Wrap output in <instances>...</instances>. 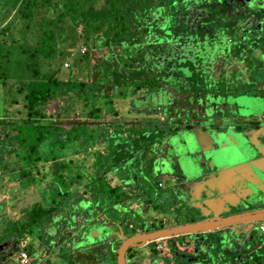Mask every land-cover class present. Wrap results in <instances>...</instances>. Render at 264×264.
I'll list each match as a JSON object with an SVG mask.
<instances>
[{"label": "rangeland", "instance_id": "1", "mask_svg": "<svg viewBox=\"0 0 264 264\" xmlns=\"http://www.w3.org/2000/svg\"><path fill=\"white\" fill-rule=\"evenodd\" d=\"M10 1L12 2V4L14 3L13 2L14 0H10ZM195 1L198 2V0ZM8 2L9 0H0V17L5 16L6 18L5 20L0 19V29L2 27H6L5 24L8 23L9 21H13V26L10 28L12 36L18 40H24L26 37H28L29 30L31 31L33 29L32 24L30 23V21L25 19L23 20L19 17V13L16 10L18 9L20 10L21 4H18L16 9H13V7L11 6L12 4L11 3L8 4ZM200 10H201V6L197 3L195 4L194 9L190 10L189 18H190V22H192L193 24H197L200 21V18L203 15L202 12H200ZM180 17H182V15ZM234 18L237 19L239 22L241 21L240 18L238 17H234ZM234 18L233 21H235ZM88 20H89L88 21L89 26L87 28H93L92 31L93 33H96V35L100 34L98 33L99 30L98 31L95 30L94 27L96 28V25L97 26L100 25L101 20H95V22L90 21V19ZM87 30H86V37L87 35H89V37H87V39H89L87 40V44H84V38H83L81 41H79L76 47L72 48V50L70 51L71 54L67 56L65 61L60 62L62 63L61 65H63L60 70L61 72L63 71L60 74L61 80L63 81L67 80L68 71L73 67L75 68V70L73 71L72 80H74L76 83L81 82L87 84H90L94 75L97 76L95 83L103 84L105 83V81H107L106 75H110L109 72H116L115 70H117L118 74L121 73L123 75L124 74L126 75L129 72L133 71V69H130V71L126 70L125 68L127 67L122 66L121 64V62L123 61L117 63L116 57L110 58L109 56L108 58H106L108 56L107 54L109 53V50H107V48L105 47L106 42L105 45L103 44L104 41L101 42L102 49L100 50L93 49L91 47L92 45L91 41L94 38V34L87 32ZM220 30L223 31V29ZM260 32L263 34V37L256 39V46L258 45V42H260V46L264 45V33L262 31ZM255 35L258 36L259 34L258 35L255 34ZM242 43H245V40H243ZM167 47H170L171 51L176 53L179 52L178 49H180L178 44L175 42L168 44ZM110 51H112L111 52L112 55L119 54L118 47L112 48ZM126 52L129 53L130 51L127 50ZM82 53H87V57L83 58L82 57L83 55H81ZM130 53L131 56H133V52L131 51ZM143 53H145V48L143 50ZM169 56L170 54L167 53L162 57L151 56V59L157 60L154 61L155 63L154 66H155L158 64L157 62L159 60L163 61ZM256 56L260 58V54ZM104 60L106 61L104 62ZM261 60L263 61V63L260 60H258L257 63L259 64V67L262 66L261 68L264 69V56ZM100 63L101 66H94L95 64L100 65ZM112 64L114 66H112ZM54 67L57 68V66L55 65ZM134 67L135 69L141 68V66H134ZM156 67L158 69V66ZM5 68H7L8 70L9 66H5ZM20 68L21 66H16V69H20ZM188 68L189 70H187ZM44 69L48 70L46 67ZM163 69H164L163 71H165L167 69V66H164ZM196 70H197V66H177V67L173 66V69H171L170 72H167V74L164 72L163 74L166 75L168 78L170 76H176L177 72L179 71L182 75L184 76L186 75L187 84L184 81H180L181 78L180 79L178 78L179 79L178 81L174 79L175 77L169 78L167 81L168 85L161 88V90H158V88H153L149 90L147 86L145 87V85L143 87L136 88L135 84H131V83H136V80L129 82L128 79L125 78L124 81H127L126 84L112 89V92L108 94L98 91L96 95L88 93L83 95L82 97H77V94L73 95V92L67 91L66 96L57 98L55 100L56 102H50L47 106V115L53 116L56 114H60L62 116L61 120L57 124L58 128H61V130L52 133L50 138L47 141H45L42 146L38 147V154L36 155V157L40 156V160L39 162L33 164L34 165L33 168L31 167L32 168L31 174L33 178L32 183L31 182L28 183L27 180L20 181L19 176L17 174L15 175L14 170L9 172V169L16 167V165H22L23 167L26 164L25 161L22 160L19 163L14 162L10 165H7L5 172H3V174H0V203L2 202L1 205L5 206V208L3 209V213L8 219H10L11 223H13V220H22L23 218H25L26 212L31 210V207L34 203H40L43 207L46 208H50L54 206H57V208L55 209L51 217H49L50 219L47 218L42 219V221L39 222L38 224L33 225L31 228L25 230L20 234H17L16 236H13L10 243L7 244V247L2 249L3 252L2 250L0 251V257L3 256L0 259V264H8L9 263L8 258L10 256H13L14 261L19 262V258H18L19 251L23 249L22 247H20L21 240L23 241L22 243L23 247L25 246V244L29 242H30L29 244H31V247L39 248V246H36L38 244H40L42 247L45 246L51 247L52 249L49 248V250L54 252V255L50 256L51 260H48L49 262L48 264H61L62 263V262L60 263L61 251L59 249L65 250L64 247L67 243H71L74 240H78L80 238L81 232L74 231V229H71L73 227L72 225L74 224V220L76 223L75 225L81 227L84 221H86V219L88 218L92 219L89 214L96 217L98 221H96L95 224H93L92 221L90 223L91 225L90 224L86 225L88 229L86 228L87 231L85 234H83L84 237L96 236L94 232L100 230L98 234V239H99L101 235H104L105 231L107 232L110 230L111 228L110 222H104L102 220L103 218L102 215L112 220L117 219L121 221L120 224H115L111 222L112 225L120 229V231L116 233L114 232L112 233L116 235H112L110 233L111 235L110 234L106 235L101 242L99 240L95 241L97 238H93L95 239L94 242L89 245L90 248L93 249L87 252L89 253V255L93 254L94 257V259L92 258L87 259L88 264H112V260H109L106 257L109 254L108 246L110 244H105V243L108 240L111 241L114 240L111 247L114 249L115 253L113 252L111 253V255L116 256V251L121 242L118 240L119 239L122 240L124 237L126 238V235H124L121 231H123V229H126V225L128 223L131 222L135 224V221L131 220L132 215L128 213L126 209H123L124 210L123 212L119 209L118 211L119 213H115L113 210L102 207V205H100L102 204L101 201L102 195L100 193V195L99 196L97 195V197L95 198L96 205H94L93 207V204H91L92 210L88 211L89 214H85L84 213L85 207L80 205L82 211L80 215L75 216L71 220L68 217L69 221L66 219L63 220L62 216H72V214L78 213V210L80 208L79 209L78 207L75 208L72 204L73 202H77L80 199L89 198L88 194H91V191L87 190L86 195L82 194L84 193L83 190H86L87 185H89L88 187H90V189L92 190V194H94L93 192H98L97 188L100 185L104 173H106L107 179H111L113 178V176L116 175L118 171L115 169L121 168L120 165L116 166V163L121 160L115 157L112 158V154L113 153L115 154L116 151H119V149L122 148L123 145H125V149H128L129 152L135 149L134 148L135 146L140 145L134 143L133 146L132 142L134 138L130 137V135L133 134L132 129H134V132L136 134L138 133L139 135L138 140H143V136H144L143 132L145 131L143 127L145 129L150 128L146 124L147 118L149 120H153L154 118L156 119L155 123L161 124L159 121L160 120L159 115L155 114V111H157L159 106H162V112L164 113L163 117H167L171 115L170 114L171 112L168 111V109L171 108L170 106H174L177 104V102L179 103L181 101L178 93L177 94L176 92L174 93L175 89H173V87L175 88L178 87V91L179 90L187 91L188 86L193 85L194 91L197 90V93H199L198 98L202 95V93L205 94L204 90L207 89L209 93H215L220 88L226 90L227 94H228L227 91L231 92V90H228L229 89L228 86L226 87L224 85L215 86L217 85V82L213 83L212 77H209V74L207 75L205 71L196 72ZM12 71L13 70L9 72ZM11 76H13V74H11L10 77ZM235 77L238 79L239 75L236 74ZM10 79L11 78H9V80ZM161 79L165 80L164 77H162ZM9 83L12 84L14 83V81L10 80ZM247 87L251 88L248 84ZM143 91L144 93L141 95ZM4 95H8L7 90H4ZM140 95L141 97L139 100L142 101L144 99H147L149 102L153 101V103H145V101L143 102L137 101L133 105L132 101L135 99V97H139ZM209 97L210 96H208L207 99ZM4 98L6 99L5 107L7 108L6 117L8 118V120L17 121L24 118L23 103L21 102L14 104L10 101L9 97H4ZM212 100L213 97L211 98V101ZM202 101L203 98H201V102ZM201 102H199L200 105H202ZM245 102L249 106H251L248 100H245ZM179 105L180 104H177L176 106L178 107ZM141 106H143V109H146L148 111L144 113L141 112L142 111L140 109ZM177 111L179 110L177 109ZM116 117L117 120L115 119ZM4 118H5V114L0 113V120H3ZM118 120H120V122L123 123L128 122L129 126L128 125L124 126ZM171 121H174V119H172ZM76 122L88 123L89 126L81 127V128L76 127L74 125L71 126ZM171 125H172L171 123L167 124V126H171ZM70 131L72 132L71 135L73 136L67 138V134H69ZM121 131L123 134H126V136L120 134ZM139 131H141V133ZM147 132L152 133L148 135L150 139V143H155L157 139H161L164 136L162 133L160 134V132L159 134L158 133L154 134L153 130H149ZM0 137H1V133H0ZM59 141L63 143H59ZM1 147L6 149L4 150L3 153H1L0 150L1 153L0 162H5L6 160V163H9L10 158L8 157V153L9 150H12V146H10L7 142L1 144ZM104 152L107 155L102 156L101 153L103 154ZM133 154H135V156ZM128 156L129 157L124 162L128 160L132 165V169H134V171L130 170L129 172L130 177L133 176L135 173H137L138 179L136 183L142 187L143 183H145L143 181L145 175L142 173L139 175L138 172L140 171V168L143 165L139 166L140 162L134 161V158L136 157V152H132V155H128ZM3 157L5 158V160ZM153 159L154 158H150L147 159L146 161L149 164L148 165L149 173H147L149 174V176H152L154 172L155 173L157 172L158 166L163 165V163L157 164L154 169V172L152 173L150 169L152 168ZM127 168L128 166L123 167L124 170H126ZM166 168H169L168 164L166 165ZM166 171H170V169L168 170L166 169ZM174 171L175 170L172 169V175H173L172 178L175 180L176 183H179L180 176L178 172L175 176ZM9 173L11 174L9 175ZM76 176H78L80 180H78ZM119 176L121 177V175ZM155 179L153 180V183L155 182L157 183L158 179L156 180ZM160 180L163 181V179ZM113 181L115 182L117 180H113ZM134 186L136 188V184L132 185V187ZM80 188H82L83 192L80 190ZM121 189H123V187ZM159 191L160 192L157 193L158 200H160V198L162 197L168 198V196H165L166 192H163L162 189H159ZM126 193L129 194V192ZM154 199H155L154 195L149 196L150 201L153 202ZM10 202H13L14 208L10 207ZM258 206L260 205H252L253 208H256ZM262 207H264V205H262ZM146 210H147V206H144V211ZM180 210H181L180 208L176 209L175 210L176 214L170 213L171 216L172 214L174 216H177L173 220V222H176L179 218L178 216L181 215L178 214ZM148 214L149 213L145 215ZM0 216H2V214ZM152 216L153 215L147 216V218H150ZM162 216L165 218L166 221V224L162 226L167 227L170 224L169 220L172 218L169 216V214H165V213H162ZM188 217H190V215H188ZM140 220L141 219H138V221ZM152 220H154L155 223L158 224L159 222H161L159 217L153 218ZM98 223L100 224L98 225ZM150 223L151 222H149L148 224ZM62 227H70V228L61 229ZM149 227L152 228L154 226L150 225L148 226V228ZM155 227L157 229L160 228L158 226ZM49 228H53L55 232L53 231L52 233H50V235H48V238L46 239L45 236H47V231L49 230ZM59 230L61 231L59 232ZM92 233H94V235ZM127 233L131 234L133 233V231L132 230L127 231ZM3 236L4 234H1L0 238ZM160 244H162V242ZM248 244L252 246L251 245L252 242H248ZM219 247H220L219 243H216V247H213L212 250H213V254L221 257L220 263L243 264L244 260L238 262L237 260H234L233 256L231 258H229V256H220L221 254L222 255L224 254L218 253ZM182 248L184 247L182 246ZM142 249H133L132 251L133 256L131 259H126L127 260L126 264H132V263L159 264L158 262L160 261L166 262L167 259L166 258L167 254L165 252L167 250L166 245L161 247V245H159V242L157 244L152 242V243H148V245ZM147 252H151L152 255L151 261L149 259H147L149 261L147 260L144 261L145 254H147ZM80 254H84V253H80ZM256 255H258V253H256ZM77 256H78L77 254L75 256L71 255L70 257L71 263L87 264V263H82L83 260L81 258L76 259ZM159 258L161 259L160 261ZM216 259H218V257ZM153 260H156V262L153 263L154 262ZM254 261L259 262V260L257 259L253 260V262ZM25 264H30V258L27 260V263ZM209 264H212V261Z\"/></svg>", "mask_w": 264, "mask_h": 264}, {"label": "trees", "instance_id": "2", "mask_svg": "<svg viewBox=\"0 0 264 264\" xmlns=\"http://www.w3.org/2000/svg\"><path fill=\"white\" fill-rule=\"evenodd\" d=\"M165 1L14 0L12 4L9 0L8 4L11 3L13 9H16L18 4H21L20 10L16 11H18L21 19L30 21L33 29L29 30V35L24 40H18L12 36L10 28L13 26V21H9L5 24L6 27L0 29V113L5 114V118L0 120V148H2L1 144L7 142L12 146V150H9L8 153V157L10 158L9 163H6L4 157L5 162H0V174L5 172L7 165L14 162L19 163L23 160L26 162L23 167L22 165H16V167L9 169V172L14 170L15 175L19 176L20 181L27 180L28 183H32L31 170L34 166L33 164L40 160V156L36 157L38 147L42 146L52 133L61 130L57 124L62 116L60 114L47 115V106L50 102H56L57 98L66 96L67 91L73 92V95L77 94V97H82L88 93L96 95L98 91L108 94L112 89L126 84L125 78L129 82L136 80V83H131L135 84L136 88L145 85L148 89H152L155 84L159 83L153 75H146L148 73L144 70L148 66L150 68L154 66V61L157 60H151L148 58L147 52L143 53L145 39L143 40L142 38L147 33V27L145 28L147 26L146 19L149 18L148 15L150 13L153 12L158 15H160V12H164V15L174 14L173 7H169L170 10H167L168 4ZM185 1L183 0L182 3H185ZM0 19L5 20L6 18L2 16ZM88 19L93 22L101 20V24L96 25V28L94 27L95 30H99L98 33L100 34L96 35L92 31L93 28H87L89 26ZM183 19H174L176 30L190 31L191 26L178 28ZM86 30L94 34V38L91 41L93 49H102L101 42L104 41V45L106 42L105 47L109 50L106 58L109 56L110 58L116 57L117 63L123 61L121 62L122 66H126L127 68L125 69L128 71L130 69H133V71L126 75L118 74L117 70H115L116 72H109L110 75H106L107 81L103 84H96L95 80L97 76L94 75L90 84H87L76 83L72 80L73 71L75 70L73 67L68 71L67 80H61L60 74L63 71L61 72L60 70L63 65L60 62L65 61L67 56L71 54L72 48L76 47L83 38L84 44H87V40H89L87 37L89 35L86 37ZM166 41H171V39L168 38ZM115 47L119 48L118 55L111 54L112 51L110 50ZM125 50L132 51L133 56ZM81 55H83V58L87 57V53H82ZM154 56L159 57L156 54ZM167 61H170L173 66L177 67L183 60L178 58L172 60V57H169ZM101 63L94 66H101ZM157 63L155 66H159V61ZM5 66H9V69L7 70ZM16 66H21V68L16 69ZM112 66L114 65L112 64ZM134 66L142 67L135 69ZM143 66L145 67L143 68ZM45 67L48 70H45ZM11 70L13 71L9 72ZM11 74L13 76L10 77ZM9 78L14 83L10 84ZM170 78L174 77L171 76ZM4 90H7L8 95H4ZM4 97H9L10 101L14 104L23 103L24 118L17 121L8 120L6 117L7 108L5 107L6 99ZM73 125L80 128L89 126L88 123L84 122H76L71 126ZM71 133L70 131L67 134V138L73 136ZM59 143L63 142L59 141ZM5 149H0L1 153ZM88 186L86 190H83L84 193L82 194L86 195L87 190L91 191V194L88 195L92 198V202L86 208V211H91V204L96 205L95 198L97 195L99 196L100 193H107L112 190L108 188L104 176L97 188L98 192H93L94 194H92V190ZM80 190L82 191V188ZM1 203L0 235L4 234V236L0 238V250L4 247L5 243L11 241L13 236L38 224L42 219H50L49 217H51L57 208V206L46 208L40 203H34L31 210L26 212L25 218L13 220V223H11L10 219L4 215L3 209L5 206L1 205ZM82 203L83 201L76 202L73 206L79 209ZM10 207L14 208L13 202H10ZM81 212L80 208L78 213ZM73 215L75 216V214ZM73 215L70 217V220L73 218ZM132 251L133 249L128 250V259H131L133 256ZM112 261H115L114 264H116V257ZM60 263L66 264L65 258L60 259Z\"/></svg>", "mask_w": 264, "mask_h": 264}, {"label": "crops", "instance_id": "3", "mask_svg": "<svg viewBox=\"0 0 264 264\" xmlns=\"http://www.w3.org/2000/svg\"><path fill=\"white\" fill-rule=\"evenodd\" d=\"M144 67L145 66H143V68ZM257 67L259 69L255 67L256 72L254 73V76H255L254 79L256 80L257 78H259L257 80L263 81L264 80V71L262 70V68H260L262 66H260V67L257 66ZM235 68H236V66H220L218 68L219 72H220L219 75L223 74V76L221 77V79L219 78L220 80L217 82V85H215V86L224 85L225 87L228 86V88H229L228 90H231V92L227 91L228 92V94H227L226 90H224L223 88L222 89L220 88L218 90V94L220 91L221 94H223L222 96L230 97L231 95H233V97L235 96L237 98V97L249 95L248 97H252L250 99V105L252 107L251 106H245V105H243L237 101L234 102L237 104V108H239V107L245 108V109L250 108L253 110L252 112L248 111L247 112L248 115H246V113H245L243 119H242V117H239L238 119H236V122H238V124L241 125L242 124L241 122H243L245 120V123H243L244 125L240 129V131L247 132V136L255 143V145H258L260 142V139L264 135V126L260 125L258 123L261 119V114L264 112V107L260 108V106H262V103L264 100V94L260 95V94H255V93H248L247 95H243L240 92V90L237 88L240 86L231 84L228 81L230 70H235ZM237 69L240 70V67H237ZM144 70L148 73L146 75H148V76L153 75L159 81L158 84H155L153 86L154 88H158V90H161V88L168 85L167 81H168L169 77L167 78V76L163 74L164 72L166 73V71H162V68L160 66H158V69L156 66H155V68H154V66H151V68L149 66V67L145 68ZM199 70H200L199 67H197L196 72H199ZM239 70L236 73L234 72L235 75L236 74L239 75L238 79H240L242 77V74ZM162 77H164L165 80L161 79ZM181 79H183V81L187 84L186 75L185 76L182 75ZM215 80H216V77L213 76L212 77L213 83H216ZM255 80H254L255 83L253 84V87H257V86H260L263 84V83L257 84V80L256 81ZM227 83H229V84H227ZM103 86H105V85H103ZM192 88H193V85H189L186 92L193 93L192 97L195 101V100H197L195 98V96H197V98H198L199 93H197V90L194 91V88L193 89ZM173 89H175L174 93L176 92V94H177L179 92L178 87L177 88L173 87ZM204 92H205V94L202 93V95L198 98L199 102H201V98L204 99L205 97H208L209 95L210 96L214 95L213 93H209L208 89L204 90ZM258 92H261V91H258ZM143 93H144V91L141 93V95ZM141 95L139 97H137V99H140ZM178 95H180V93H178ZM209 98L211 99V97H209ZM143 101H145V103H153V101L149 102L147 99L142 100V102ZM227 101L232 102V101H230V99H228ZM220 102H225V99L222 100L221 97L218 98L216 103H220ZM204 103H205V101H204ZM212 103H213V100L207 105L214 108V104H212ZM257 103H259V104H257ZM198 105H200V104L198 103ZM206 106L204 107V109L206 108ZM199 108L203 109L201 107V105ZM140 109L142 110L141 112H143V113L148 111L146 109H143V106H141ZM171 110H172V107H171ZM155 114L159 115V119H160L159 121L161 124L155 123L156 119H154V118H153V120H149L147 118L146 124L150 128L145 129L143 127V129L145 130L143 132L144 133L143 140H138L139 135H138V133L136 134L134 132V129H132L133 134L130 135L131 138H134V140L132 142L133 146H134V143L140 144V145H137L134 147L135 148V149H133L134 151L132 150L130 152H131V155H132V152H136V157L134 158V161H138V162L140 161V156L143 155V162H141L139 165V166H142V165L143 166L140 168V171L138 173H139V175L141 173L144 174L145 175L144 180H146V181H147V178H151V176L148 177L149 174H147V173H149V170H148L149 164H148V162H146L147 159L154 158L153 163H152V168L150 169L153 173L156 165L163 163L162 159L165 158V155L168 152L169 153L167 155H169V157H170V153H172L173 149H175V148H177L176 153L179 156V159H181V157L183 158L182 162L189 161L191 163H196L198 161L197 159L190 160L188 155H189V151L191 152L192 148L188 147V150H187L185 148V146L180 143L181 142V138H180L181 136L179 137L178 133H176V135L173 134L174 136L173 135L171 136L170 135L171 133H169V131H170L169 129L173 126H177L180 129V125L178 123H176V120L171 121L172 119H177V118H175L176 117L175 114L170 113L171 115H169L167 117H163L164 113L162 112V106L158 107L157 111H155ZM194 114H195L194 112L188 113V115H185L182 119H184V123L186 124V128L188 127V129H191V130L195 129V133L198 137V142L200 143L201 148L207 149V150L213 148L214 144H215L213 140L215 139V137H218L219 139L221 138L225 141L226 138L223 135V132L226 131V132H224V134H226L227 139L228 138L231 140L233 139L235 142L234 141H233L234 143L230 142L229 147H226L224 145V142H223L222 146L225 147L226 149L228 148L226 154H229L228 157L232 158L229 160L230 161L229 164H236L237 163V157L234 155H239V153L236 150L237 147L235 146L237 144V141L234 139L235 135L233 134L232 129H228V126L230 125L228 122V116L224 113H216L215 111H211L209 113V115H207L204 111L200 112V114H197V115H194ZM252 114L259 115V116H258V118L254 119V118H251V116H253ZM115 119L117 120V117ZM118 121L120 122V120H118ZM120 123L123 124L124 126L128 125V122H124V123L120 122ZM169 123H171L172 125L167 126V124H169ZM180 123H182V122H180ZM227 124H229V125L227 126ZM218 127H220L219 130H218ZM137 128H140V127H137ZM216 128H217V130H215ZM149 130H153L154 134H156V133L159 134V132H160V134L162 133L164 136L161 139H157L155 143H150V139H149L148 135H150L152 133L147 132ZM139 132L141 133V131H139ZM120 134H122V131L120 132ZM123 135L126 136V134H123ZM127 136H128V134H127ZM172 137H176V138H172ZM170 139H174V140L171 141ZM243 141L244 140H242V142ZM226 142L228 143L227 140H226ZM238 142H239V140H238ZM126 150L128 151V149H126ZM194 151H197V147ZM263 152H264V150H263ZM101 155L105 156L107 154L104 152L103 154L101 153ZM133 155L135 156V154H133ZM209 155L213 156L212 160H214L216 163H218V162L222 163L221 157H219L217 155V153L214 152V153L209 154ZM201 159H199V160H201ZM105 162H106V160H105ZM135 163H137V162H135ZM202 165H203L202 169H204V164H202ZM259 165H260V168L262 170H264V158H262V160H260ZM228 166H230V165H228ZM165 168H166L165 165L164 166L163 165L158 166V170L154 176V178L158 179L157 183L156 182L155 183L150 182L151 184H149L147 186L145 185V183H143L142 187L136 183V181L138 179L137 173H135L133 176H131L130 177L131 179L125 180V177H124L125 173H129L130 170L134 171V169H132V165H128V168L126 170H124L122 168H120V169L116 168L115 169L118 172L116 173L115 176H113V179H115L117 181H124L126 183V185L121 190V193L119 195L121 197L117 196L118 198L117 197L115 198L116 202L112 203L113 208H111V210H113V211L115 210L114 211L115 213H119L118 211L120 209L123 212L124 211L123 209H126V206L130 204V201L134 197H138L139 199L143 200L142 201V202H144L143 206H147V210L145 211L146 214L149 213L150 216L153 215L152 217H150V220L148 221V223L151 222L148 226H150V225L154 226L152 228L151 227L148 228V227H145L143 225L145 223V221H144L145 217L141 218L140 221H138V220L135 221V224H133L131 222L128 223L126 225V229H123V231H121L124 235H126V238L131 237L135 234H139V233H146V232H152V231L160 230V229L172 228V227L181 226V225L189 224L192 222H198V221H200V222L209 221V223L211 225H213L212 222H214L215 220L219 221V219L225 218L226 216L230 215V214H223L224 213L223 211L230 209L233 205L237 204V202H238L237 193L229 191L228 189H226L222 185V183H225L227 186L230 187V189H234V187H237L238 184L241 185L240 183L243 181V178L239 174H234V173L225 172V171H223L220 174L221 179H219V180H221V181H218L217 179L213 178L212 176H207L205 179L204 174H203V175L197 176L195 179L189 181V183L181 185V186L185 187V190L189 191V194H191V197H189V198L187 197L184 200H181V201L178 200V202H176L175 201L176 197L174 195L175 190H173L174 188L172 185V184H174L175 180L172 178V176L171 177L169 176V174H168L169 172L166 171ZM156 174H158V175H156ZM208 174H210V172H208ZM119 175H121V177ZM156 176H158V177H156ZM179 176H180V174H179ZM104 177L106 178V182L108 184L109 180L106 177V173H104ZM218 178H219V175H218ZM77 179L80 180L79 177H77ZM160 179H163V181ZM132 181H135L136 189L131 188V186H132L131 182ZM144 186H146V187L144 188ZM159 189H162L163 192H166L165 196H168V198L162 197L157 202V200H158L157 199L158 198L157 193L160 192ZM126 192H129V194H127ZM116 194L117 193H115L114 195H116ZM150 195H154L155 199H157V200L153 201V202L150 201L149 200ZM190 198H192V199H190ZM190 200H191V202H189ZM81 201H83L82 205L86 208L89 206V203L92 202V198H90V195H89V198L80 199L78 202H81ZM151 206H152V208H151ZM178 208L181 209L178 213L181 215L178 216L179 218L176 222H173V220L177 217V216H174L173 214H176L175 210ZM260 208H264V207H256V208L249 207L248 209L245 208L244 210H241V211H236V212L233 211L234 213L233 212L232 213H233V215L234 214L243 215L245 213L252 212L253 210H259ZM100 213H103V212H100ZM162 213L169 214V216L172 218L169 220L170 224L167 227L162 226V225L166 224L165 218L162 216ZM170 213H173L172 216L170 215ZM188 215H190V217H188ZM201 215L206 216V219L201 221L202 220L200 218ZM102 217H103L102 220L104 222L110 221V226L112 229L110 228V230H109L110 232L105 231L104 235H101V236H106L110 233L112 234L113 232L116 233V232L120 231V229L116 228L114 225H112L111 222L115 223V224H120L121 221H119L117 219L116 220L109 219L104 215H102ZM157 217H159L161 220V222H159V224L155 223V221H154L155 219L152 220L153 218H157ZM189 218H191L192 220H189ZM179 220H180V222H179ZM99 224L100 223H98V225ZM139 224H140V226H139ZM260 224L264 225V223H262V222L259 223L258 225H260ZM155 226H158L160 228L157 229ZM107 230H108V228H107ZM131 230L133 231V233L128 234L127 231H131ZM99 232H100V230H97L96 232H94L96 234V236H94V237H98ZM94 233H92V234L94 235ZM211 233H209V234H211ZM112 235H116V234H112ZM205 235H207V234H205ZM180 238L181 237H175V238H170V239L158 241L159 244L162 242V244L164 246L166 245V249H167V250L165 249L166 250L165 252L167 254L166 262L162 261L159 264H174V262L182 260L186 257V251L184 248H182V243L184 242V240L178 241ZM112 241H114V240H112ZM20 242H21L20 247H22L23 249H21L19 251V255L22 252L27 253L28 259L30 258V264H48L49 263L48 260H51L50 256L54 255V252L50 251L49 247L45 246L46 249H43V247L40 244L36 245V246H39V248L38 247L37 248L31 247V244H29L30 242L25 244V246L23 247V244H22L23 241L21 240ZM158 242L156 241L153 243L157 244ZM111 245L112 244H110L108 246V253L110 254V256H109V254L107 256L105 255L109 260H113V258L116 257V256L111 255V253L114 252V249L111 247ZM147 245H145L144 247H146ZM246 245H248V243H245V246ZM260 246L263 249L261 251V253H263L264 252V242L260 243ZM6 247L7 246L5 245L2 249L6 248ZM91 249H93V248H91ZM41 250H43V251H41ZM2 252H3V250H2ZM19 255H18V258H19ZM60 255H61L60 259L65 258L66 264H73L70 261L71 255L66 250H62ZM2 257L3 256H1L0 259ZM38 257H41V259ZM151 258H152L151 252H147V254H145L144 261L147 259H151ZM184 260H186V258ZM8 261H9L8 264H20L19 262H16L13 260V256H10L8 258ZM147 261H149V260H147ZM114 262L115 261H112L113 264H114ZM85 263H87V261H85ZM181 263H183V262H181ZM238 264H240V263H238ZM248 264H264V256H261V259H259V262H255V261L253 262V260H252L251 262H248Z\"/></svg>", "mask_w": 264, "mask_h": 264}, {"label": "water", "instance_id": "4", "mask_svg": "<svg viewBox=\"0 0 264 264\" xmlns=\"http://www.w3.org/2000/svg\"><path fill=\"white\" fill-rule=\"evenodd\" d=\"M180 8L181 6H178V5L174 6L173 7L174 14L164 15V12H160V18L158 20L160 24L162 23L160 27L164 26V27H161L160 29L164 30L167 34L171 35L173 41H176L178 36L182 32L190 33V31H186V30L185 31L176 30V27L174 25L175 18H178L181 20L182 18H184L183 21L180 22L181 25L178 28H182L184 26L189 27L191 24L189 13H183ZM181 15L182 17H180ZM154 32L156 33L155 35H158L159 33L157 29H155ZM145 36L144 38H142L143 40L145 39ZM251 98L252 97L241 96V97L235 98L233 101L234 102L237 101L245 106H249L245 102V100H248L250 102ZM135 99H134L135 101L134 100L132 101L133 105L137 101L142 102L141 100L137 99V97H135ZM213 104L215 108L216 105H221L222 103L215 102ZM236 107H237V104L235 103L234 108ZM263 107H264V100H263L261 108ZM211 111H213V108L209 105L204 109V112L207 115H209ZM224 113L228 116V121L232 127L228 129H232V132L235 135L234 139L237 141V144L235 146L237 147L236 150L238 151L239 155H234L237 157V163L229 164L230 162L229 160L232 158L228 157L229 154H226L228 148L226 149L225 147L222 146V143L224 142V145L226 147H229V143L234 141L233 139L232 140L229 138L227 139L226 134H224V132L226 131L223 132V135L225 136L228 143L226 142V140L224 141L221 138L219 139L218 137H215V139L213 140L215 143L213 148L209 150L202 149L200 146V143L198 142V137L195 133V129L191 130V129H188V127L186 128L184 119L177 118V120H180L182 122V125H180V129L178 131L170 135L172 136L173 134L176 135V133H178L179 134L178 136L179 137L181 136L180 143H182V145H184L187 150H188V147L192 148L191 149L192 153L189 151V155H188L190 160L197 159L198 161L196 163H191L189 161L182 162L183 160H181L180 177H179L180 184L174 182V184L172 185L174 188L173 190H175L174 191V195L176 197L175 201L178 202V200L181 201V200L186 199L187 197L188 198L191 197V194H189V191L185 190V187L181 185L189 183V181L195 179L197 176L204 174L205 179L207 176H212L218 181H221L219 179H221L220 174L223 171L231 172L234 174H239L243 178V181L240 183L241 185L238 184L237 187H234V189H230L229 186H227L225 183H222V185L226 189L234 193H237L238 195L237 204L233 205L230 209L223 211L224 212L223 214H230V215L226 216L225 218L219 219V221L215 220L214 222H212L213 225H211L209 221H203L206 219V216L201 215L200 218H202L201 221L203 222H200V221L192 222L189 224L176 226L172 228H166V229L155 230L152 232L135 234L131 237H127V238L124 237L122 240L119 239V241L121 242L116 251V264H126L127 263L126 254L129 249H142L148 243L156 242L159 240H166V239L175 238V237L184 238L183 240L185 243H183L182 246L184 247L186 251V257H185L186 260H184L185 259L184 258L182 260L174 262V264H209L211 263V261H212V264L213 263L222 264L220 263L221 257L213 254L212 248L216 247V243H219V246H220L218 249L219 250L218 253L224 254V255L221 254L220 256H229V258L233 256L234 260H237V261L244 260L243 264H248V262L252 261L254 255L251 253L249 254V250L253 249L252 247L254 246L255 243L264 242V237H263L264 233H262L258 228L259 223L261 222L264 223V208H260L259 210H253L252 212L245 213L243 215H236V214L233 215L234 213L233 211L235 212L241 211V210H244L245 208L252 207V205H260L258 207H262V205H264V170H262L259 165L260 160L264 158V152H263L264 135L260 139L259 144L255 145V143L247 136V132L240 131L243 125H240L238 124V122H236V119L240 117V114L235 113L233 108H231L230 110H226ZM185 115L187 114L181 115V117H184ZM252 115L253 116H251V118H254V119L258 118L257 115L255 114H252ZM258 123L264 126V112L261 114V119ZM215 130H217V128ZM172 138H176V137H172ZM170 140L172 141L174 139H170ZM242 140L244 141L242 142ZM196 147H197V151H194ZM214 152L217 153L219 157H221L222 163H219V162L216 163L214 160H212L213 156L209 154H212ZM128 155H131V153H129L125 149V145H123L122 148L119 149V151H116L115 154L114 153L112 154V158L117 157L119 160H121L116 163V166L120 165L121 168L123 169L124 166L131 165L128 160L124 162L129 157ZM166 157H169V155H166ZM139 162L140 163L143 162V155L140 156ZM172 164H174V161L172 162ZM202 164H204V169H202V166H203ZM207 171L210 172V174H208ZM217 174L219 175V178ZM153 175H155V172L154 174H152L151 178L147 179V181L143 180L146 186L153 183V180L155 179ZM124 177H125V180L131 179L129 173H125ZM108 180H109V183L107 184V186L112 191L107 192V193H101L102 204L100 205H102V207L106 209L111 210V208H113L112 203L116 202L115 198L120 195L121 190H122L121 188L124 187L126 183L124 181L114 182L113 180L115 179L113 178L108 179ZM131 184L132 185L135 184V181H132ZM146 186H144V188ZM131 188L136 189L135 186L134 187L131 186ZM115 193H117L118 195L117 194L114 195ZM142 201L143 200L139 199L138 197H134L130 201V204L126 206V210L128 211V213L132 215L131 220L133 221H137L138 219L145 217V220H144L145 223L143 225L145 227H148L149 225L148 221L150 220V218H147V216H150V215L149 214L145 215L146 213L144 211V206H143L144 202ZM154 201H156V199ZM189 202H191V200ZM74 203L76 202H73V204ZM84 213L89 214L88 211H86V208H85ZM77 215H80V213L75 214V216ZM89 215L92 219H89V218L86 219V221H84L81 227H78V225H75L76 223L74 220V224L72 225L73 227L71 229H74V231H80L81 232L80 238L78 240H74L71 243H67L65 247L63 246L64 249L70 255L75 256L77 254L78 256L76 259L81 258L83 260L82 263H85V261H87L88 258L93 259V254L89 255V253H87L88 251L91 250L89 245L94 242L95 239L93 238H97L95 241L99 240L101 242L103 238L105 237V236H100L99 239L98 237H94V236L84 237L83 234H85L87 231L86 225L90 224L92 221H93V224H95L97 221L96 217L92 216L91 214ZM75 216L73 215V218ZM62 217H63V220L65 219L68 220V217L70 218L72 216H62ZM65 228H70V227H62L61 229H65ZM53 231H54L53 228H49V230L47 231V236H45V238L47 239L48 235H50V233H52ZM60 231L61 230H59V232ZM248 242H252L251 244L252 246H250V244L245 246V243H248ZM9 243L10 242H7L5 243V245L7 246V244ZM105 244H113V241L108 240ZM83 246L86 248H84ZM43 249H46V248L43 247ZM59 250L61 251L63 249H59ZM258 252L260 253L261 251L258 250ZM80 253H84V254H80ZM217 257L218 259H216ZM38 258L41 259V257H38ZM151 259L149 260L151 261ZM160 260L161 259L159 258V261ZM153 261H154L153 263L156 262V260H153Z\"/></svg>", "mask_w": 264, "mask_h": 264}, {"label": "flooded vegetation", "instance_id": "5", "mask_svg": "<svg viewBox=\"0 0 264 264\" xmlns=\"http://www.w3.org/2000/svg\"><path fill=\"white\" fill-rule=\"evenodd\" d=\"M182 1L183 0H166L165 2L168 4L167 10H170L169 7L178 5L181 6L180 9L183 13H190V10L194 9L195 4L197 3L201 6L200 12L203 14L200 21L197 24L191 22L190 33L182 32L177 40L173 41L171 35L160 29V25L162 24L158 21L160 15L154 14L153 12L150 13L148 15L149 18L146 19L147 26H145V28L147 27L145 52L148 53V58L151 59V56H154L155 54L162 57L169 53V57H172V60H174V58L183 60L179 66H197L200 69L199 71H205L207 74H210L209 77H216V82H218L223 76V74L219 75V66H236L235 70H230L228 81L231 84L240 86L237 88L243 95H247L248 93L263 95L264 80H257L259 78L256 77L257 84H263L257 87H253V84L255 83L254 73L256 72V68H258L256 66H259L257 61L260 60L263 63L261 59L264 56V45L260 46V42H258V45L256 46V39L263 37V34L260 31L264 33V0H198V2L195 0H186L185 3H182ZM234 17L240 18L241 21L239 22ZM233 18L235 21H233ZM155 29L158 30V35H155ZM220 29H223V31ZM255 34L259 35L256 36ZM168 38L171 39V41H166ZM243 40H245V43H242ZM172 42L178 44L180 48L178 49L179 52H173L170 47H167V45ZM258 54H260V58L256 56ZM168 58L163 61L159 60V66H161L162 71L164 70V66H167V69L165 70L166 73L171 71L170 68L173 69V64L170 63V61H167ZM237 67H240V70L237 69ZM187 70H189V68ZM238 70L242 74L240 79H237L234 74V72L236 73ZM262 70L264 71V69ZM173 77L178 81L182 77V74L178 71L177 75ZM180 81H183V79ZM247 84L251 88L247 87ZM218 90L216 93H213L215 96L209 95L211 98L213 97V103H215L220 97L222 100L225 99V102H221V105H216L215 108L212 107L213 111L216 113H224L226 110L233 108L234 112L240 114V117L243 119L245 113L248 115V111H253L250 108H234L235 103L233 100L236 97L222 96L223 94H221L220 91L218 94ZM178 93H180L179 97L181 101L179 103L177 102V104L180 105L177 107L176 104L170 106L172 107V110L171 108L168 109L172 114L178 112L175 118L182 119L183 117H181V115H188V113L191 112H194V115L200 114V112L204 111V107L211 101L210 98L207 100V97H205L201 103L203 109H200V105H198L199 99L195 96L197 100L194 101L192 97L193 93L181 90H179ZM228 99L232 102H228ZM261 107L262 106H260V108ZM177 109L179 111H177ZM175 120L176 123L182 125L180 120L174 119V121ZM241 123V125H244L243 123H245V120ZM229 124H227V126ZM228 128H232L231 124ZM178 129L177 126H173L169 129V133H175ZM218 129H220V127H218ZM176 151L177 148L173 149L172 153H170V157H166L169 153L168 152L164 159L161 158L164 163L163 166L165 164L169 165V168L166 169H170V171H168L170 177L173 176L172 169L175 170V176L177 172L180 174V162L183 158L181 157V159H179ZM173 161L174 164H172ZM158 201L159 200H157V202ZM189 220L192 219L189 218ZM183 239L180 238L178 241H182ZM254 246L252 247L253 249L249 250V254L251 253L254 255L252 260H259L261 259V256H264V252L259 253L258 250L262 251L263 249L258 242L255 243ZM256 253H258V255H256ZM126 259H128L127 254Z\"/></svg>", "mask_w": 264, "mask_h": 264}, {"label": "built area", "instance_id": "6", "mask_svg": "<svg viewBox=\"0 0 264 264\" xmlns=\"http://www.w3.org/2000/svg\"><path fill=\"white\" fill-rule=\"evenodd\" d=\"M258 228H259V230L262 232V233H264V225H259L258 226ZM159 245H161V247L162 246H164V245H162V244H159ZM27 260H28V255H27V253H25V252H23V253H21L20 255H19V262H20V264H25V263H27Z\"/></svg>", "mask_w": 264, "mask_h": 264}, {"label": "clouds", "instance_id": "7", "mask_svg": "<svg viewBox=\"0 0 264 264\" xmlns=\"http://www.w3.org/2000/svg\"><path fill=\"white\" fill-rule=\"evenodd\" d=\"M259 226V225H258ZM23 253V252H22ZM21 254V253H20ZM28 255V254H27ZM20 263V262H19ZM133 264V263H132Z\"/></svg>", "mask_w": 264, "mask_h": 264}]
</instances>
